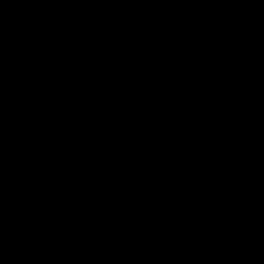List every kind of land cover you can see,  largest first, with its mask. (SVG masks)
<instances>
[{
    "label": "water",
    "instance_id": "obj_1",
    "mask_svg": "<svg viewBox=\"0 0 264 264\" xmlns=\"http://www.w3.org/2000/svg\"><path fill=\"white\" fill-rule=\"evenodd\" d=\"M0 264H264V0H0Z\"/></svg>",
    "mask_w": 264,
    "mask_h": 264
}]
</instances>
